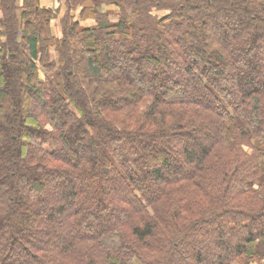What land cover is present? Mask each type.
Listing matches in <instances>:
<instances>
[{
    "label": "trees",
    "instance_id": "obj_1",
    "mask_svg": "<svg viewBox=\"0 0 264 264\" xmlns=\"http://www.w3.org/2000/svg\"><path fill=\"white\" fill-rule=\"evenodd\" d=\"M87 1L0 0V264L262 261L264 0Z\"/></svg>",
    "mask_w": 264,
    "mask_h": 264
},
{
    "label": "rangeland",
    "instance_id": "obj_2",
    "mask_svg": "<svg viewBox=\"0 0 264 264\" xmlns=\"http://www.w3.org/2000/svg\"><path fill=\"white\" fill-rule=\"evenodd\" d=\"M43 6H45V7H47V8H51V9H55V8H58V7H60V9H59V13L58 14H60L61 13V10L63 9V14L61 13V15L60 16H62V15H64L65 14V5H43ZM60 18V17H59ZM59 18H57V19H55L52 23V25H53V27H56V22H58V19ZM111 18H113L114 19V16H112ZM115 20V19H114ZM88 24V23H87ZM50 55H52V58L53 59H56V61H58L59 60V54L58 53H56L55 51H54V49H51V52H50ZM43 71H42V78H44L45 77V75H43ZM201 140V139H200ZM245 149L246 150H248L249 151V154H252V153H254V149L251 147H249V146H246L245 147ZM262 160H263V156H262ZM46 191H47V193L49 192V191H51V190H49V186H48V188H46ZM45 191V192H46ZM56 190H52V194L55 192ZM55 194V193H54ZM52 197V196H51ZM47 198H50V197H47ZM49 200V199H48ZM237 229L238 228H236V229H234V232L236 233V234H234V235H226V237H224V243H225V247L223 248V249H219V247L216 245V243H214V245L212 246V244L213 243H211V244H208L207 245V248H206V250H205V255H206V259L207 258H210L209 257V255H211L213 252H221L222 250H224V249H229L230 247H235V243L237 242ZM43 231V233H41L39 230H37L36 232H40V234L39 233H36L37 235H40V236H43V235H47V236H52L53 235V233L51 232V230H45V229H43L42 230ZM205 232V230H203V231H201V233H204ZM53 237V236H52ZM197 239V238H196ZM192 243V242H191ZM190 243V244H191ZM191 246V245H190ZM189 247V246H188ZM190 248V247H189ZM182 258V257H181ZM212 259V258H211ZM214 260V259H213ZM236 260L237 259H235V260H232L231 262H232V264L233 263H235L236 262ZM140 261V260H139ZM135 264H143V263H135ZM239 264V263H238ZM250 264H260L259 262H255V260H252L251 259V262H250Z\"/></svg>",
    "mask_w": 264,
    "mask_h": 264
},
{
    "label": "crops",
    "instance_id": "obj_3",
    "mask_svg": "<svg viewBox=\"0 0 264 264\" xmlns=\"http://www.w3.org/2000/svg\"><path fill=\"white\" fill-rule=\"evenodd\" d=\"M41 5H65L64 0H40ZM91 1H87V5H90ZM61 13L63 14V9L61 10ZM60 13V15H61ZM88 24L91 23V21L87 20ZM55 29V28H54ZM263 262V263H262ZM260 264H264V259L259 262Z\"/></svg>",
    "mask_w": 264,
    "mask_h": 264
}]
</instances>
